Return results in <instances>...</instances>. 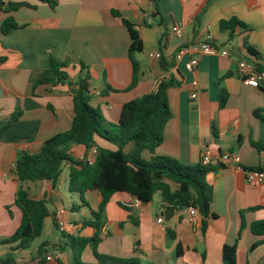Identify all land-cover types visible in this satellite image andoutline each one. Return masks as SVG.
<instances>
[{
	"label": "crops",
	"instance_id": "obj_1",
	"mask_svg": "<svg viewBox=\"0 0 264 264\" xmlns=\"http://www.w3.org/2000/svg\"><path fill=\"white\" fill-rule=\"evenodd\" d=\"M27 1L36 8L3 13L0 19V227H14L16 221L9 207L15 205L19 190L13 174L18 152H38L47 140L68 131L74 119L68 87L43 85L33 90L31 74L49 68L55 60L68 64L66 70L75 81L81 74V63H85L91 74L90 104L100 108L110 123L119 122L127 102L155 92L163 80L173 76L182 82L168 90L172 118L165 126L156 155L188 165L200 164L207 150L215 156L232 152L240 158L239 166H215L217 170L208 175L214 190V217L206 231L190 223L185 210H174L167 219L164 211L172 208L163 207L158 192L150 203L132 209L122 202H131L135 197L119 192L103 213L98 251L139 257L143 264H223L224 246L237 243L238 264H264L262 237L251 231L253 222L264 220V184H250L246 177L247 170L264 167V150L255 147L258 143L264 145V78L256 88L246 84L239 73L243 60L264 67V0H58L55 8L39 0ZM7 16H13L21 27L4 35L1 26ZM123 18L137 26L144 44V51L136 54L140 73L132 88L133 68L128 54L131 38ZM232 18L245 24L236 29L234 37L220 27L221 21ZM177 26L182 29L181 37L174 33ZM208 35L220 51L227 50L229 55L204 54L201 43ZM247 46L258 56L251 54ZM181 49L187 51L178 60ZM156 53L161 57L151 56ZM192 59L198 60V66L190 71L186 64ZM195 83L201 89L193 99ZM222 90L228 94L224 107L220 106ZM18 108L22 111L19 120L2 131ZM95 141L108 148L99 137ZM132 147L129 144L127 150ZM86 152L83 145L72 148L75 158L84 157ZM143 154L146 158L152 156L148 151ZM63 167L69 170L70 164ZM68 185L69 181L68 193L63 191L61 178L56 187L47 181L26 187L31 197L50 201V211L65 224L67 234L91 238L96 231L83 226V221L92 219L101 195L98 191L86 192V205L79 194L70 193ZM17 214L22 221V211L17 209ZM160 217L163 222L158 221ZM242 220L245 229L237 242ZM49 222L54 225L49 217L44 228ZM14 233H0L4 249L0 257L11 250V245H2V241ZM43 244L47 246L40 256ZM59 244L51 246L44 241L36 251L15 254L29 264H48L55 262L53 250H58ZM178 244L183 249L180 256ZM254 244L258 245L253 249ZM59 252L63 264L73 263L71 248ZM82 259L96 262L91 246L86 247Z\"/></svg>",
	"mask_w": 264,
	"mask_h": 264
},
{
	"label": "trees",
	"instance_id": "obj_2",
	"mask_svg": "<svg viewBox=\"0 0 264 264\" xmlns=\"http://www.w3.org/2000/svg\"><path fill=\"white\" fill-rule=\"evenodd\" d=\"M39 1L49 4L52 8L58 5V0ZM23 7L36 8L27 0L18 2L0 0L2 14L15 12ZM114 14L118 17L122 16L118 11H114ZM122 20L131 38L128 54L133 68V81L130 86L132 88L136 85L140 73V63L136 59V54L144 51V44L137 26L126 18ZM20 27L13 16H7L2 21L1 29L3 34L7 35ZM220 27L222 31H229L230 36L234 37L236 29L245 27V24L238 18H232L221 21ZM247 50L258 56L250 46H247ZM67 66V63L52 60L49 68L31 74L33 90L43 85L68 87L73 97L74 119L68 131L47 140L38 152H18L13 174L19 183L15 204L22 211V221L15 233L2 241V245H11V250L0 257V264H14L15 251L30 249L33 242L41 237L47 218H53L55 227L59 229L58 221L48 207L50 201L46 198L31 197L26 185L47 181L56 187L65 163L70 164L68 185L70 193L79 194L86 205H88L85 200L86 192L98 191L101 195L100 206L97 211H92V219L83 221V226L95 229L93 237L71 236L61 231L63 241L57 248L61 252L67 248L73 250L72 264H143L139 257L124 258L98 251L104 226L103 213L111 198L119 192L128 193L143 204L150 203L154 195L160 192L163 207L172 208L177 212L194 207L200 215L199 226L206 231L210 218L214 217L212 212L214 190L208 181V175L217 168L213 165L204 166L201 163L188 165L173 157L155 154L156 149L163 143L165 126L172 118L168 90L180 86L182 82L173 76L163 80L155 92L127 102L122 108L119 122L110 123L105 119L100 108L90 104L91 74L88 66L81 63V74L75 81L71 80L66 70ZM257 68L264 70L261 65H257ZM226 76L228 74L224 77ZM220 97V106L224 107L228 98L225 90H222ZM21 115L22 111L18 108L1 130L10 127ZM95 137L113 144L116 148L99 146ZM129 144H133V147L128 151ZM74 145L86 147L87 152L83 158L73 156ZM255 147L259 151L264 150L262 143L255 144ZM93 148H96L97 153L93 161L88 162L86 158ZM145 151L150 152L152 156L144 157ZM244 229L245 223L242 220L237 242L243 236ZM251 231L254 235L262 237L264 243V220L253 222ZM257 245L254 244L252 248ZM46 246L47 244H43L40 247V256L43 255ZM88 246L94 251L95 263H87L82 259V254ZM182 253V245L178 244L177 254L180 256ZM237 253V243L225 245L222 253L223 264H238ZM59 264L63 263L59 262Z\"/></svg>",
	"mask_w": 264,
	"mask_h": 264
},
{
	"label": "built area",
	"instance_id": "obj_3",
	"mask_svg": "<svg viewBox=\"0 0 264 264\" xmlns=\"http://www.w3.org/2000/svg\"><path fill=\"white\" fill-rule=\"evenodd\" d=\"M2 18V13L0 12V19ZM174 33L178 37H181L183 35L182 29L180 27L174 28ZM201 49L202 52L206 55H218L221 54L223 56H228L229 52L227 50L220 51L218 46L214 45L213 37L212 35H208L207 38L203 43H201ZM187 49H181L180 52L177 55V59H181ZM152 57H161L160 53L151 54ZM198 66V60L192 59L186 64V68L190 71H193ZM239 73L241 77L243 78L244 82L250 86L258 88L260 85V79L264 78V70H258L257 66L254 64L253 61H247L243 60L239 63ZM201 89V85L199 83H195L194 85V92L192 93V98H197L198 91ZM97 150L96 148H93L89 155L87 156V161L92 162L94 159V156L96 155ZM83 158V157H82ZM240 158L238 155L232 153V152H226L219 155H213L210 150H207L201 158V164L204 166H222V165H236L239 166ZM15 168V164L13 165V169ZM247 181L250 184L253 185H261L264 184V167H261L259 169H253V170H247ZM122 205L125 208H141L143 203L135 197L133 201H123ZM185 212L188 215V220L193 225H199V212L194 207H188L185 209ZM163 217H160L158 219L159 222H163ZM58 221V219H57ZM59 229L63 232H65V224L58 221ZM48 260H51L52 258L48 256Z\"/></svg>",
	"mask_w": 264,
	"mask_h": 264
},
{
	"label": "rangeland",
	"instance_id": "obj_4",
	"mask_svg": "<svg viewBox=\"0 0 264 264\" xmlns=\"http://www.w3.org/2000/svg\"><path fill=\"white\" fill-rule=\"evenodd\" d=\"M103 143L109 148V149H115L116 147L113 145V144H110L108 142H104ZM61 180L63 181V191L65 193H68V190H67V184H68V181H69V170L66 168V167H63V173H62V176H61ZM158 195H161L160 192H158ZM69 197V196H68ZM79 203V201H78ZM69 207V203L66 202V208L68 209ZM17 209L18 211H21V209L15 204V205H11L9 207V211L11 213V215L14 216V219L16 220L14 222V227H0V233L1 232H8L9 230H17L19 228V226L21 225V221H19V216L17 214ZM16 223V225H15ZM18 223V225H17ZM14 228V229H13ZM48 242L51 246L53 245H57L59 244L61 241H63V235H62V232L60 229L56 228L52 222H49L44 230H43V233L41 235V237L37 238L31 248L29 249L30 252H33V251H36L40 244L42 242ZM4 249H2V247L0 246V255L2 254ZM53 255L55 257V262H50L48 264H58V261L63 263L64 262V259L62 258L61 256V253L59 252V250L55 249L53 250ZM15 256V263L14 264H29L28 262H26L25 260H23L21 257H20V254H14Z\"/></svg>",
	"mask_w": 264,
	"mask_h": 264
},
{
	"label": "water",
	"instance_id": "obj_5",
	"mask_svg": "<svg viewBox=\"0 0 264 264\" xmlns=\"http://www.w3.org/2000/svg\"><path fill=\"white\" fill-rule=\"evenodd\" d=\"M175 211L173 209H167L164 211V215L166 216V218H169V215H174Z\"/></svg>",
	"mask_w": 264,
	"mask_h": 264
}]
</instances>
